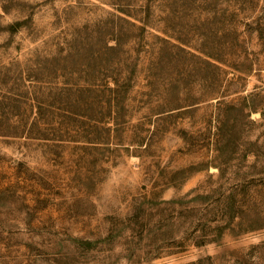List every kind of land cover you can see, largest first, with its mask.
Masks as SVG:
<instances>
[{"label":"rangeland","instance_id":"1","mask_svg":"<svg viewBox=\"0 0 264 264\" xmlns=\"http://www.w3.org/2000/svg\"><path fill=\"white\" fill-rule=\"evenodd\" d=\"M0 264H264V0H0Z\"/></svg>","mask_w":264,"mask_h":264}]
</instances>
